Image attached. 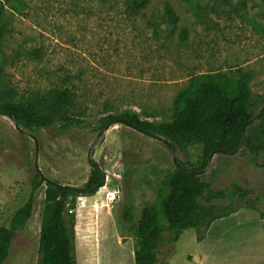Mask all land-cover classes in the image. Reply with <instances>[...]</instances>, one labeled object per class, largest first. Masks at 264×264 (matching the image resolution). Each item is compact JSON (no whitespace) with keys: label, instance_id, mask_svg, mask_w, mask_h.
<instances>
[{"label":"rangeland","instance_id":"obj_1","mask_svg":"<svg viewBox=\"0 0 264 264\" xmlns=\"http://www.w3.org/2000/svg\"><path fill=\"white\" fill-rule=\"evenodd\" d=\"M167 1L180 18L176 28L167 20L130 17L123 0H14L18 10L7 5L0 94L18 101L71 89L76 94L73 114L82 123L18 130L12 119L0 115V225L9 226L28 201L35 170L43 181L33 215L18 231L6 264H37L46 182L83 187L91 173L89 155L104 170L106 185L94 196H75L72 208L77 211L67 213V221H74L77 264H136L135 242H119V237L135 241L121 221L124 205L132 203L139 220L143 209L157 202L163 181L177 165L199 168L207 161L203 147L195 145L175 149L174 162L162 138L126 125L102 132L99 120L108 112L133 110L143 119L170 121L176 97L191 78L217 74L232 87L248 83L253 109H264V0H203L200 16L180 0H151L145 14L159 13ZM262 164L263 158L254 163L242 148L233 155L215 154L199 176L212 189L225 191L223 206L236 201L233 208H238L247 204L235 198L234 185L250 190L252 198L263 194ZM115 189L118 202L106 207L105 195ZM256 206L264 212V197ZM259 216L255 211L240 220L244 226L232 239L248 241L260 225ZM89 229L93 236L86 239ZM202 232L188 230L175 243L174 233L166 229L160 259L201 264L196 258L190 262L189 255L201 254L197 238ZM84 250L94 254L84 258Z\"/></svg>","mask_w":264,"mask_h":264},{"label":"trees","instance_id":"obj_2","mask_svg":"<svg viewBox=\"0 0 264 264\" xmlns=\"http://www.w3.org/2000/svg\"><path fill=\"white\" fill-rule=\"evenodd\" d=\"M150 1L123 0V4L130 17L167 20L171 27L176 28L180 18L173 5L167 1L162 11L146 15ZM180 1L195 15H201L203 0ZM7 5L18 10L14 0H0V48L6 34ZM2 71L0 64V75ZM252 100L253 90L246 82L232 87L219 74L195 76L176 97L170 121L143 119L133 110L108 112L99 120V130L102 132L117 124L126 125L150 137L165 139L180 151L201 146L206 156L207 161L199 168L177 165L163 181L157 202L146 206L139 220L136 219L134 205H124L121 221L134 234L136 264H173L160 259L159 243L166 229L174 233L175 243L184 232L202 229V234L197 238L201 242L214 221L237 213L242 208L255 210L264 219V212L256 206L264 197V191L261 196L252 198L250 190L234 185L235 198L247 205L233 208L236 201H231L230 205L223 206L221 202L226 199L225 191L212 189L199 176L214 152L230 154L240 146L251 155L254 163L263 158L264 167V109L256 113ZM75 105L76 94L68 88L51 89L18 101L10 95L0 94V115L8 116L19 126L33 130L48 129L58 123L62 126L81 124L73 114ZM42 185V174L37 169L28 201L14 213L9 226L0 225V264H6L18 231L31 219L35 193ZM105 185L106 174L98 163L91 164L89 179L81 188L47 180L37 264H77L74 221L69 223L66 218L68 198L94 196ZM163 221H166V226L162 224Z\"/></svg>","mask_w":264,"mask_h":264},{"label":"crops","instance_id":"obj_3","mask_svg":"<svg viewBox=\"0 0 264 264\" xmlns=\"http://www.w3.org/2000/svg\"><path fill=\"white\" fill-rule=\"evenodd\" d=\"M251 212L255 211L240 209L237 213L214 221L200 243L201 254L199 253L196 257L189 255L191 257L189 261L192 262L196 258L201 260V264H264V219L259 216L260 225L253 233L245 227L244 230L250 232L248 241L241 242L232 239V234L244 226L239 224L240 220H246ZM91 232L90 229L89 232L84 231V238L90 239L93 236ZM119 242L124 245V243L134 242V239L129 237L128 241L123 242L119 237ZM78 249L76 245V254ZM87 254L92 255L94 251L84 250V258H87ZM86 262L88 263V261L84 263Z\"/></svg>","mask_w":264,"mask_h":264},{"label":"built area","instance_id":"obj_4","mask_svg":"<svg viewBox=\"0 0 264 264\" xmlns=\"http://www.w3.org/2000/svg\"><path fill=\"white\" fill-rule=\"evenodd\" d=\"M95 198H96V196H95ZM75 200H76L75 196H70L68 198L66 209H67V213L70 214V215L74 214L77 211V209L72 208V203ZM117 202H118V190L115 189V190L107 191V193L105 195V205H106V207L110 208ZM79 204L80 205H84V201H79ZM96 204L97 205H95V208H98L100 203H96Z\"/></svg>","mask_w":264,"mask_h":264},{"label":"water","instance_id":"obj_5","mask_svg":"<svg viewBox=\"0 0 264 264\" xmlns=\"http://www.w3.org/2000/svg\"><path fill=\"white\" fill-rule=\"evenodd\" d=\"M260 113V112H259ZM14 124H15V126H16V128L18 129V130H20V127H19V125L14 121ZM165 143H166V145L168 146V148H169V151H170V153H171V155H172V157H173V160H174V162H176L177 160H176V154H175V149L172 147V145H171V143L170 142H168V141H166L165 139H162ZM92 148H93V146H92ZM91 148V149H92ZM240 149H242V146H240L236 151H234V152H232V153H230L231 155H233V154H236ZM218 152H214L212 155H211V158H210V160L213 158V156L215 155V154H217ZM222 153V152H221ZM89 162L91 163V164H95L96 162L95 161H93L91 158H90V155H89ZM210 163V162H209Z\"/></svg>","mask_w":264,"mask_h":264},{"label":"bare ground","instance_id":"obj_6","mask_svg":"<svg viewBox=\"0 0 264 264\" xmlns=\"http://www.w3.org/2000/svg\"><path fill=\"white\" fill-rule=\"evenodd\" d=\"M88 210V209H87ZM90 211V210H89ZM83 212V211H82ZM84 215H86V214H84ZM82 217V216H81ZM81 220V219H80Z\"/></svg>","mask_w":264,"mask_h":264}]
</instances>
